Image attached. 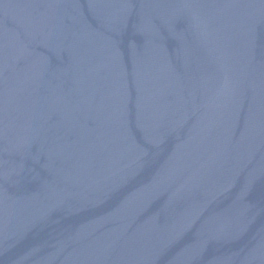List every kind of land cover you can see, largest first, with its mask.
Masks as SVG:
<instances>
[{
    "label": "water",
    "instance_id": "95a60500",
    "mask_svg": "<svg viewBox=\"0 0 264 264\" xmlns=\"http://www.w3.org/2000/svg\"><path fill=\"white\" fill-rule=\"evenodd\" d=\"M0 264H264V0H0Z\"/></svg>",
    "mask_w": 264,
    "mask_h": 264
}]
</instances>
